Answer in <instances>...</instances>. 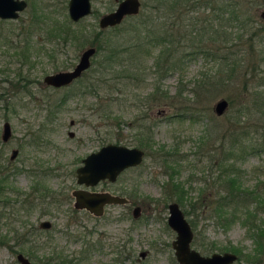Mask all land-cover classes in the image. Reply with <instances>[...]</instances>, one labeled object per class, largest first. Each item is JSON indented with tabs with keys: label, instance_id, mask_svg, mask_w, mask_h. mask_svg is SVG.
Instances as JSON below:
<instances>
[{
	"label": "rangeland",
	"instance_id": "1",
	"mask_svg": "<svg viewBox=\"0 0 264 264\" xmlns=\"http://www.w3.org/2000/svg\"><path fill=\"white\" fill-rule=\"evenodd\" d=\"M26 1V7L16 18H0V133L5 120L11 129L7 141L0 139V183L12 208L8 205L0 208L4 212L0 218V264H20L15 258L17 252L30 253L28 258L33 263L58 264L61 256L71 264H114L112 258L121 244L125 249H133L135 257L138 251L145 250L147 254L141 264H176L169 244L175 233L166 224L167 208L161 202L173 199L162 191L167 180L166 185L179 183L184 191L185 200L179 206L195 227L194 248L200 252L207 249L208 253L228 247L239 249L242 256L232 264H255L244 258L258 252L261 261L256 264H264V233L259 237L256 227L264 225V204L252 196L244 204L218 207L217 202L218 196L225 194L220 179L224 176L223 164L237 175L240 187L256 188L259 195L264 194V148L252 151L244 144L261 142L264 128L259 126L255 132L254 125L264 124L261 121L264 111L261 119L236 113L238 103L246 95L241 90V77L222 90L200 96L193 81L211 73L213 63L203 54L185 56L176 61L175 69L158 80L165 97L148 101L145 95L151 91L156 73L149 67L152 55H143L140 62L144 69L137 74L142 78L137 85L122 83L119 89L97 88L91 92L78 89L79 81L61 87L48 86L42 76L70 69L81 50L88 46L87 43L75 46L68 41L52 58L41 52L31 56L21 69L27 82L20 76L16 84L9 83L7 79L14 74L15 64L13 58L8 62L7 53L11 54V50H6L5 41L17 37L21 22L26 23L32 16L38 20L69 19L67 0ZM117 1L90 0L91 13L78 22L69 20L71 27L80 31L97 29V17L111 10ZM238 1L252 17L253 27L264 24L259 16L264 0ZM217 2H193L192 6L200 11L196 13L202 14ZM140 7L142 13H148L147 6ZM184 7L176 8L175 15L184 12ZM123 21L126 25L127 20ZM230 28L227 26L226 30ZM156 53L157 50L152 52ZM92 58L93 55L90 61ZM180 88V98L171 96L177 95L175 92ZM220 97L227 101L231 97L232 101L223 113L216 115L212 105ZM183 103L188 105L185 116L178 114ZM106 112L110 119L104 117ZM141 115L152 121L153 143L149 154L143 155L139 164L124 169L115 182L93 186L114 193L125 189L131 195L130 204L107 205L100 216L73 209L70 192L82 187L75 181V168L81 164V158L107 142L135 145L132 125L134 118ZM113 116L119 118L118 125L114 124ZM233 137L239 141L231 145ZM160 145L177 158L170 163L171 167L154 152ZM12 149H17V154L9 159ZM228 152L233 156L222 161L221 157ZM35 181L55 190L51 204L34 200L30 187ZM195 199L200 201V207ZM193 200L197 202L195 206ZM133 204L140 205L139 216L135 218L131 215ZM41 219H49L51 226L39 228ZM15 231L18 235L26 234L25 244L15 243ZM124 263L133 264L131 259H125Z\"/></svg>",
	"mask_w": 264,
	"mask_h": 264
},
{
	"label": "trees",
	"instance_id": "2",
	"mask_svg": "<svg viewBox=\"0 0 264 264\" xmlns=\"http://www.w3.org/2000/svg\"><path fill=\"white\" fill-rule=\"evenodd\" d=\"M145 1L143 0L141 5L147 6L145 10L148 13H142L140 7L136 14L123 18L127 20L126 25L122 24L125 22L122 20L113 26L80 31V28L71 27L70 23L78 22L82 18L71 21L65 17L58 21L55 18L38 20L36 16H32L34 18L26 23L21 22L22 26L16 34L17 37L5 41L7 42L6 50H11V54L7 53L8 62L13 58L15 64V72L7 81L16 84L18 78L22 76L27 82L28 78L26 79L21 69L35 53L41 52L52 58L55 51L61 46L64 47L68 41L73 42L75 46L87 43L95 47V52L88 68L73 81H79L78 89L80 87L82 92L85 90L91 92L97 88L110 91L114 88L119 89L122 83L137 85V81L142 79L137 74L144 69L140 59L143 55H152L153 59L149 67L156 73V81L151 84V91L145 95V99L155 101L163 99L166 95L159 87L158 80L164 73L176 68V61L184 59L185 56L203 54L212 61L213 69L211 73L193 81L200 96L201 94L209 95L214 90H222L226 84L235 82L241 77V90L246 95L238 103L236 113L256 115L261 119L264 111V24L253 27L252 17L240 6L238 0H218L216 5L210 6V10L202 14L196 13L200 11L193 9L192 4L193 2L207 4L208 0H149L146 3ZM178 6H185V11L175 15L174 11L176 8L179 9ZM188 9L190 11H187ZM186 26L188 28H185ZM227 26L231 28L226 30ZM47 43L51 45L48 47ZM154 50H157V53L153 55ZM178 82L181 81L178 80ZM181 90L182 88L175 92L177 95L171 96L180 98ZM231 101L232 98H228L227 102L231 103ZM186 111H188V105L183 103L182 111L178 114L185 116ZM104 117L111 118L109 112H106ZM113 118L114 124L118 125L119 118L116 116ZM134 120L135 123L132 125L135 128L134 146L143 149L144 155H148L153 143L152 121L144 120L143 115L135 117ZM261 121H264V118ZM254 126L255 132L259 126L264 128V124ZM262 139L264 137L260 136L261 142L254 140L243 143L251 147L252 151H258L264 148ZM231 141L233 145L239 139L233 137ZM154 152L161 156L162 162H167V167H171L170 163L177 160L170 150L164 149L161 145L157 146ZM229 156H233L232 152L225 154L221 160ZM221 170L224 176L220 179L225 185V194L218 196V207L230 203L244 204L248 196L257 199L259 204H264V194L259 195L256 188L240 187L237 175L225 164L222 165ZM167 181L162 186L163 193H166L167 197H173L179 204H183L185 197L181 185L173 182L166 185ZM195 200L198 202L197 207H200V201ZM195 200H193V206L197 203ZM9 204L8 196L0 183V208L4 209L3 206H9ZM10 208L8 213L11 212L12 208ZM3 214L4 212L0 209V218ZM248 219V222L252 224V219L250 217ZM256 227L260 237L264 233V225H256ZM13 239L16 244L23 245L26 242V234L18 235L15 231ZM257 242L259 243V239ZM231 250L238 253V259L242 256L239 249L231 247ZM26 255L31 257L30 253ZM59 258L58 264H71L70 260L67 259V261L61 256ZM244 260L256 264L261 261V258L257 252L245 256ZM36 264L43 263L38 261Z\"/></svg>",
	"mask_w": 264,
	"mask_h": 264
},
{
	"label": "water",
	"instance_id": "3",
	"mask_svg": "<svg viewBox=\"0 0 264 264\" xmlns=\"http://www.w3.org/2000/svg\"><path fill=\"white\" fill-rule=\"evenodd\" d=\"M25 6V0H0V18H16ZM139 7V0H118L111 10L97 17V26L98 28H105L118 24L125 16L136 14ZM91 11L90 0H67L66 2V12L68 18L72 21H77L89 15ZM261 15L264 17V10L261 11ZM94 51L95 47L92 45L84 47L72 68L44 74L42 81L52 86L67 84L88 67L89 58ZM227 103V100L223 97L216 99L212 105L214 114L220 115L223 113ZM9 135L10 125L5 120L2 122L0 137L2 140H6ZM15 152L16 149H12L10 157L14 156ZM143 155V149L134 145L128 146L115 142L104 143L81 158V164L75 168L76 181L85 185H93L103 178L113 180L119 172L139 164ZM72 194L75 207L86 208L94 214L101 213L104 203H121L125 201L122 196L108 192H89L81 188L74 189ZM137 208H134V212L137 211ZM167 209L166 223L175 232L172 246L175 257L181 264H228L236 259V254L232 251L212 252L208 256H202L196 250L191 249L189 242L192 231L181 209L176 202L168 203ZM40 225L45 227L48 225V221L42 220ZM15 258L20 264H36L21 252H17Z\"/></svg>",
	"mask_w": 264,
	"mask_h": 264
},
{
	"label": "flooded vegetation",
	"instance_id": "4",
	"mask_svg": "<svg viewBox=\"0 0 264 264\" xmlns=\"http://www.w3.org/2000/svg\"><path fill=\"white\" fill-rule=\"evenodd\" d=\"M26 1V0H25ZM140 1V0H139ZM208 1H210V0H208ZM117 3V2H116ZM26 4H27V1H26ZM140 5H141V2H140ZM211 6H213V5H211ZM26 7V6H25ZM140 8V7H139ZM262 10H264V8H262L260 11H259V16H260V18H261V20H263L264 21V17L261 15V11ZM85 17V16H84ZM83 18V17H82ZM81 19V18H80ZM79 20V19H78ZM72 21V20H71ZM95 52V51H94ZM94 54V53H93ZM92 54V55H93ZM91 57V56H90ZM78 59V58H77ZM75 64V63H74ZM89 65H90V58H89ZM88 65V66H89ZM74 66V65H73ZM72 66V67H73ZM71 67V68H72ZM88 67H86L85 69H87ZM85 69H83L81 72H80V74L77 76V77H75V78H73L71 81H69L67 84H70L71 82H73L76 78H78L82 73H83V71H85ZM44 83V82H43ZM44 84H46V83H44ZM67 84H64V85H61V86H65V85H67ZM46 85H48V84H46ZM48 86H51V87H61V86H52V85H48ZM10 134H11V129H10ZM9 137H10V135H9ZM9 137L6 139V140H2L1 139V137H0V139H1V141L2 142H5V141H7L8 139H9ZM17 154V149H16V152H15V154H14V156H12V157H10V155L8 156L9 157V159H12V158H14L15 157V155ZM122 172V171H121ZM121 172H119L117 175H116V177L113 179V180H109V179H107V178H103V179H100V180H98L95 184H93V185H85L84 183H78L77 181H76V173H75V181L79 184V185H82V187H78V188H81V189H84V190H86V191H89V192H108V193H110V194H114V195H118V196H122V197H124V199H125V201L124 202H121V203H104L103 205H102V211H101V213L100 214H94L93 212H91V211H89V210H87L86 208H77V207H75L74 205H73V203H74V196H73V194H72V191L74 190V189H77V188H74V189H72L71 190V192H70V197L72 198V208L73 209H75V210H83V211H86V212H88V213H90V214H92V215H94V216H100L102 213H103V211H104V208H105V206H107V205H112V204H120V205H127V204H130V198H131V195H130V193L128 192V191H125V189H120V191H118V192H116V193H114V192H111V191H108V190H97V189H95V188H93V186L94 185H96V184H98V183H100V182H106V183H113V182H115L116 181V179L118 178V176L121 174ZM31 191L33 192V194H35L34 195V200H36V202H42V203H46L47 205H49V204H51L52 203V201L54 200V197H55V190H53V189H50L47 185H40L39 183H38V181H35V182H33V184L31 185ZM69 197V196H68ZM162 202V207H165L166 206V208H167V205H168V203H170V202H176L177 204H178V206H179V203L176 201V200H174V199H172V200H170V201H168L167 203L166 202H164V201H161ZM133 203V202H132ZM135 207H138L137 208V211L136 212H134L135 211ZM179 208H180V206H179ZM181 209V208H180ZM182 211V210H181ZM139 213H140V205H138V204H133L132 205V207H131V215H132V217L133 218H135V217H138L139 216ZM182 213H183V211H182ZM167 214H168V209H167ZM183 215H184V213H183ZM167 217V216H166ZM185 217V216H184ZM186 218V217H185ZM42 220H47L48 221V225L47 226H41L40 225V222L42 221ZM187 220V219H186ZM188 221V220H187ZM188 223H189V225H190V228H191V231H192V236H191V239H190V242H189V247L191 248V249H194V250H196L200 255H202V256H208V255H210L212 252H218V251H211V252H209L208 253V251L209 250H207V249H203L204 250V252H200L198 249H196V248H194L193 246H192V244L193 243H195L196 242V240H195V235H194V229H193V226H192V224L188 221ZM167 224V223H166ZM51 226V221L49 220V219H41V220H39V222H38V227L39 228H42V229H48L49 227ZM168 226V225H167ZM169 227V226H168ZM170 228V227H169ZM171 229V228H170ZM175 233V232H174ZM173 239H174V237H173ZM173 239H171L170 240V242H169V244H170V246H171V248H172V251H173V256H174V258H175V260H176V264H181L177 259H176V257H175V254H174V249H173V246H172V241H173ZM133 249H125V246L123 245V244H121L120 245V247H118V249H117V252H115V256L112 258V260H113V263L114 264H125L124 263V260L125 259H131L132 260V263L134 264V263H137V264H141V261H142V259L146 256V251L145 250H140V251H138V253H137V257H135V255H134V252L132 251ZM224 251H232V252H234L235 254H236V259L233 261V262H236L237 261V259H238V254H237V252H235V251H233V250H231L229 247L228 248H225V250H223V251H221V252H224ZM114 260H115V262H114ZM233 262H231V263H228V264H232ZM73 264V263H72Z\"/></svg>",
	"mask_w": 264,
	"mask_h": 264
}]
</instances>
